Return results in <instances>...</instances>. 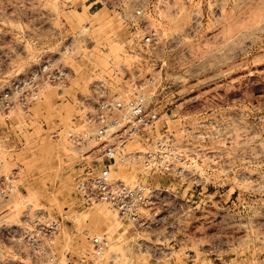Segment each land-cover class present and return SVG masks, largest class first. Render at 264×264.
Instances as JSON below:
<instances>
[{
  "label": "rangeland",
  "instance_id": "rangeland-1",
  "mask_svg": "<svg viewBox=\"0 0 264 264\" xmlns=\"http://www.w3.org/2000/svg\"><path fill=\"white\" fill-rule=\"evenodd\" d=\"M139 7L154 46L133 36ZM47 63L68 86H47L29 112L0 110V175L14 177L0 193V264H33L19 227L36 209L62 223L59 264L90 253L85 232L107 234L123 264H264V0H0V94ZM97 81L108 94H91ZM137 92L154 134L172 133L190 162L175 180L126 155L112 167L162 190L144 224L85 203L78 185L104 168L91 149L106 137L79 148L68 135L102 96L124 115ZM142 148L138 137L124 152Z\"/></svg>",
  "mask_w": 264,
  "mask_h": 264
},
{
  "label": "built area",
  "instance_id": "built-area-1",
  "mask_svg": "<svg viewBox=\"0 0 264 264\" xmlns=\"http://www.w3.org/2000/svg\"><path fill=\"white\" fill-rule=\"evenodd\" d=\"M144 8L134 10L135 19L130 27L134 29L133 36L145 45L154 46L159 41L157 28L144 25ZM69 71L63 67L47 63L32 71L25 78L18 80L14 91L0 94V110L3 112H29L31 106L42 98V92L47 86L67 87ZM91 94H108L104 82L91 84ZM120 102L101 97L90 111L86 112L83 123L69 131L71 140L79 147L85 148L92 141L101 137L106 139L91 149V154L99 151L104 162L100 173L84 178L78 185L79 192L86 204L97 202L107 203L123 218L144 224L141 210L154 203L162 190L154 188L153 183L142 180L130 184L112 177V167L126 155L131 161H136L148 172L167 175L172 179H183L188 175L189 158L177 143L175 136L165 130L156 132V113L147 106L143 93L137 92L124 106ZM143 139V148L124 152V147L130 140ZM120 158V159H119ZM13 175H0V193L6 194L13 189ZM44 210L36 209L33 214L26 213L19 227L21 239L30 252V257L36 264H59L56 239L62 230L61 221L44 214ZM89 242L90 253L78 259L79 264H123L121 254H110L111 238L105 233L90 234L85 232ZM38 261V263H37Z\"/></svg>",
  "mask_w": 264,
  "mask_h": 264
},
{
  "label": "crops",
  "instance_id": "crops-1",
  "mask_svg": "<svg viewBox=\"0 0 264 264\" xmlns=\"http://www.w3.org/2000/svg\"><path fill=\"white\" fill-rule=\"evenodd\" d=\"M94 3H97V1H92V2L90 3V6L94 5Z\"/></svg>",
  "mask_w": 264,
  "mask_h": 264
}]
</instances>
